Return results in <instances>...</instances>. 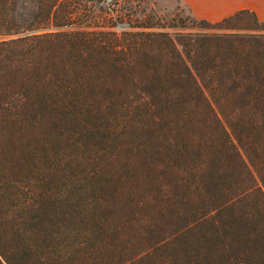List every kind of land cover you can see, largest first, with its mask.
I'll return each instance as SVG.
<instances>
[{"label":"trees","instance_id":"16d2710c","mask_svg":"<svg viewBox=\"0 0 264 264\" xmlns=\"http://www.w3.org/2000/svg\"><path fill=\"white\" fill-rule=\"evenodd\" d=\"M112 6L0 0V264H264V21Z\"/></svg>","mask_w":264,"mask_h":264},{"label":"rangeland","instance_id":"374dc122","mask_svg":"<svg viewBox=\"0 0 264 264\" xmlns=\"http://www.w3.org/2000/svg\"><path fill=\"white\" fill-rule=\"evenodd\" d=\"M92 2L105 9L106 7L113 8L112 3H115L114 9L120 15L117 17L115 12H112L113 18L110 22L113 24L112 29L118 33L130 29L131 25H136L144 15L148 14H157L165 20L171 18L178 11L182 16H194L184 0H92ZM108 10L110 11V9Z\"/></svg>","mask_w":264,"mask_h":264},{"label":"crops","instance_id":"0c3cea01","mask_svg":"<svg viewBox=\"0 0 264 264\" xmlns=\"http://www.w3.org/2000/svg\"><path fill=\"white\" fill-rule=\"evenodd\" d=\"M197 18L217 21L238 9L253 10L264 21V0H184Z\"/></svg>","mask_w":264,"mask_h":264}]
</instances>
